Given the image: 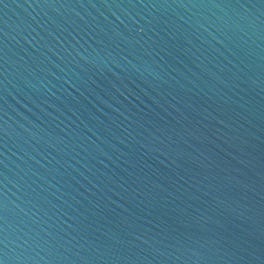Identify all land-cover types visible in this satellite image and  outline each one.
Instances as JSON below:
<instances>
[{"label": "water", "instance_id": "water-1", "mask_svg": "<svg viewBox=\"0 0 264 264\" xmlns=\"http://www.w3.org/2000/svg\"><path fill=\"white\" fill-rule=\"evenodd\" d=\"M4 264H264V0H0Z\"/></svg>", "mask_w": 264, "mask_h": 264}, {"label": "snow or ice", "instance_id": "snow-or-ice-1", "mask_svg": "<svg viewBox=\"0 0 264 264\" xmlns=\"http://www.w3.org/2000/svg\"><path fill=\"white\" fill-rule=\"evenodd\" d=\"M0 264H4V261L3 260H0Z\"/></svg>", "mask_w": 264, "mask_h": 264}]
</instances>
